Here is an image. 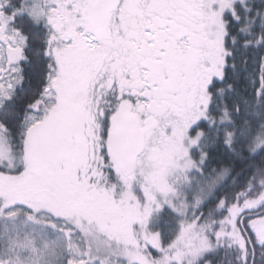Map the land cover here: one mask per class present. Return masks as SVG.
Masks as SVG:
<instances>
[{"label":"snow or ice","instance_id":"obj_1","mask_svg":"<svg viewBox=\"0 0 264 264\" xmlns=\"http://www.w3.org/2000/svg\"><path fill=\"white\" fill-rule=\"evenodd\" d=\"M261 131L264 0H0V186L119 205L133 235L214 187L190 209L192 264H264ZM177 247L146 240L127 264H185Z\"/></svg>","mask_w":264,"mask_h":264},{"label":"trees","instance_id":"obj_2","mask_svg":"<svg viewBox=\"0 0 264 264\" xmlns=\"http://www.w3.org/2000/svg\"><path fill=\"white\" fill-rule=\"evenodd\" d=\"M250 89L249 86V92ZM262 137L264 131L252 138L248 145L250 151L264 148L259 142ZM187 190L189 211L186 216L171 212L153 214L147 235H143L140 230L133 235L131 226L127 224L128 214L119 210V205L105 203L104 200H91L78 206H69L62 201H45L25 190L5 184L0 186V263L9 264L5 250L9 240L13 238L16 241V238L7 234L5 228L12 221V218L8 219L9 212L18 209L21 218L25 220L24 224L35 229L32 238L28 239L35 245L38 242L37 250L47 255L41 264H127L126 258L137 255L138 246L146 240L157 241L165 250L178 245L177 253L183 256L185 264H192L188 253L200 243L201 232L190 209L197 208L198 202L202 203L212 197L214 187L208 189L193 185ZM136 195L140 196L139 190ZM140 199L143 200V197L140 196ZM157 232L161 233L159 237L154 235ZM40 233L43 237L47 234L49 238H41ZM45 241L51 242V246L44 247ZM75 248L80 252L75 251ZM139 251L143 252L144 249L139 248ZM147 253L151 254L149 259L152 264H162V257L156 252L148 249ZM256 260L259 264V252Z\"/></svg>","mask_w":264,"mask_h":264},{"label":"rangeland","instance_id":"obj_3","mask_svg":"<svg viewBox=\"0 0 264 264\" xmlns=\"http://www.w3.org/2000/svg\"><path fill=\"white\" fill-rule=\"evenodd\" d=\"M171 134L161 135L160 144L162 149L164 150L161 153L162 155L167 154L168 156H171L173 152L178 155L182 152L181 137H177L178 133H176L175 135H171ZM185 135H187L186 132ZM197 135L198 133H195V136L191 135V137L196 138ZM145 171L147 172L148 176L153 178L155 181L159 180V176L155 174L154 168H149L146 164ZM133 178L134 176H132L129 179V181H131ZM186 192H188L187 189L184 190L178 204L174 205L178 208V210L182 212L181 215H185V216L189 211V204L187 203ZM13 210H14L13 212L12 211L9 212L10 216H8V219L12 218V221L10 220V222H8L5 228L7 234H11V236L16 238V241H13V238L9 240L8 246L5 250L8 256L7 257L8 263L9 264H41L42 263L41 260L46 258L47 255L44 253L41 254L40 251L37 250L39 249L37 248V245H39L38 242L37 245H35L31 239H28L32 236L33 231L35 229L31 227H27L26 226L27 224H24L25 220L24 218H21V214L18 209H13ZM40 235L41 238H46V237L49 238L47 234L44 237L42 236V233H40ZM34 237H36V235H34ZM43 245L44 247H50L51 242L45 241ZM74 250L80 252V250L76 248ZM71 264H76V263H71Z\"/></svg>","mask_w":264,"mask_h":264},{"label":"flooded vegetation","instance_id":"obj_4","mask_svg":"<svg viewBox=\"0 0 264 264\" xmlns=\"http://www.w3.org/2000/svg\"><path fill=\"white\" fill-rule=\"evenodd\" d=\"M250 92H251V89H250ZM191 115H192V113L188 114V116H191ZM187 119H188V117H185L182 120L174 121V131H175V133H178L177 137H181L179 133H180V130L182 128V125L187 123ZM198 132H199V130H198ZM169 134H171V133H169ZM171 135H173V134H171ZM191 135L195 136V133H193ZM259 142H260V146L264 147V137H262Z\"/></svg>","mask_w":264,"mask_h":264},{"label":"water","instance_id":"obj_5","mask_svg":"<svg viewBox=\"0 0 264 264\" xmlns=\"http://www.w3.org/2000/svg\"><path fill=\"white\" fill-rule=\"evenodd\" d=\"M129 176H131V175H129ZM129 176H128V177H129Z\"/></svg>","mask_w":264,"mask_h":264}]
</instances>
